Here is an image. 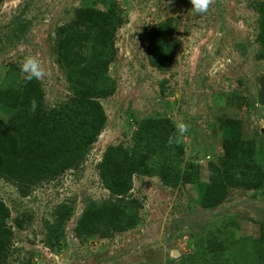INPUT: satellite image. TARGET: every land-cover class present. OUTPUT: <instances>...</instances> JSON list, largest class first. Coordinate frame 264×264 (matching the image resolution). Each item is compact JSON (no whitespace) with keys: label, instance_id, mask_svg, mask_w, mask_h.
Masks as SVG:
<instances>
[{"label":"rangeland","instance_id":"rangeland-1","mask_svg":"<svg viewBox=\"0 0 264 264\" xmlns=\"http://www.w3.org/2000/svg\"><path fill=\"white\" fill-rule=\"evenodd\" d=\"M263 4L214 0L197 14L190 0H0V85L11 70L23 79L20 63L35 55L47 70L39 81L46 110L73 97L67 59L85 56L89 10L116 16L107 67L113 92L99 99L107 119L83 162L32 185L0 177L11 232L3 264H264ZM167 20L168 50L157 61L155 31ZM12 112L0 104V134ZM145 118L187 126L180 181L135 174L129 196L140 204L138 224L78 236L84 208L114 199L98 174L104 150L130 148ZM230 147L237 154L227 158ZM230 163L232 179L250 188L226 181ZM193 169L196 180L185 183L183 172ZM64 210L70 216L60 219Z\"/></svg>","mask_w":264,"mask_h":264},{"label":"trees","instance_id":"trees-1","mask_svg":"<svg viewBox=\"0 0 264 264\" xmlns=\"http://www.w3.org/2000/svg\"><path fill=\"white\" fill-rule=\"evenodd\" d=\"M261 12L263 18L258 42L264 48V4ZM89 13V22L85 23L88 34L85 56L82 62L67 59L66 77L73 92L69 102L57 109L46 110L39 81L15 79L12 70L3 79L0 104L13 112L8 119V133L0 134V177L18 185L52 180L76 169L102 132L107 116L99 99L113 92L107 67L111 60L109 48L113 46L111 38L116 29V16L112 12L97 10H89ZM169 28L170 20H167L155 31L154 60L158 61L159 54L163 56L162 51L166 54L168 50L163 48V43ZM33 98L37 101L34 112L30 110ZM174 131L173 124L167 119L145 118L138 123L130 148L121 144L106 147L98 164V174L114 199L100 204L90 203L84 208L76 225L78 236L121 232L138 224L140 204L129 196L135 174L158 176L168 186H175L180 181L179 162L183 147L168 143ZM233 131L230 129L226 136H233ZM236 154V149L230 147L227 158ZM233 165L236 163L223 164L226 181L250 188L244 180L232 179ZM196 172V169L191 173L183 172L184 182L195 181ZM261 175L264 180V170ZM215 201L216 198L213 203ZM69 216L70 211L64 210L59 218ZM8 217V208L0 201V264H3V253L10 242L11 232L5 225ZM56 227L60 228V224ZM261 237H264V230ZM258 255L264 262V250Z\"/></svg>","mask_w":264,"mask_h":264},{"label":"clouds","instance_id":"clouds-1","mask_svg":"<svg viewBox=\"0 0 264 264\" xmlns=\"http://www.w3.org/2000/svg\"><path fill=\"white\" fill-rule=\"evenodd\" d=\"M192 5L191 9L197 14L207 13L210 5L214 3V0H190ZM20 71L24 74L26 82L33 80L40 81L47 75V70L43 66L41 60L35 55L25 56L20 63ZM37 108V101L33 98L30 101V110L35 111ZM176 133L169 137L168 143L179 144L180 138L187 131V126L183 122H177L175 124Z\"/></svg>","mask_w":264,"mask_h":264}]
</instances>
